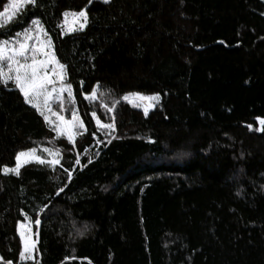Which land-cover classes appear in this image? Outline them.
<instances>
[{
    "label": "trees",
    "instance_id": "obj_1",
    "mask_svg": "<svg viewBox=\"0 0 264 264\" xmlns=\"http://www.w3.org/2000/svg\"><path fill=\"white\" fill-rule=\"evenodd\" d=\"M82 10L86 27L65 34ZM33 19L85 129L58 135L0 83V264H264V0H37L0 41ZM133 93L159 106L145 115ZM33 149L59 163L4 172Z\"/></svg>",
    "mask_w": 264,
    "mask_h": 264
},
{
    "label": "snow or ice",
    "instance_id": "obj_2",
    "mask_svg": "<svg viewBox=\"0 0 264 264\" xmlns=\"http://www.w3.org/2000/svg\"><path fill=\"white\" fill-rule=\"evenodd\" d=\"M104 3H109L110 0H103ZM31 4L33 6L37 5V0H12V8L17 9L18 7ZM5 12H7V8H5ZM4 13L0 12V16H3ZM68 16V13L64 14ZM74 16L83 17L84 22L87 23L88 16L85 11H80L79 13H73ZM32 28H25L22 32H16L15 35L17 39L13 42L8 39L0 41V83H3L5 86L8 85V82L11 81L16 88L23 94L24 100L26 103L32 104L34 108H37L40 111L42 116H45L46 109L48 112H52L49 101L55 96L60 99L61 104H63L62 94L67 91L69 97H72L71 92V84H64L62 81L64 79L63 73L65 72V65L60 64L54 55L51 57L48 56V53L43 51L42 46L30 47L28 41L31 40L32 33L44 34V29L41 25V22L37 19L31 20ZM83 27V25H81ZM23 36V39L20 37ZM38 38V37H37ZM49 46L51 44L50 40L48 42ZM43 54L45 59L38 60L37 56ZM49 64L57 65V68L51 70L48 69ZM53 77H57L61 81L59 86H57L56 80ZM51 86V87H50ZM138 95V94H131ZM96 92H91L90 97L86 98H95ZM127 99V97H125ZM150 99H159L158 96L150 98ZM74 102V100H73ZM41 103L43 104V109L41 108ZM111 110V109H110ZM148 110L145 108L144 114L147 115ZM95 116V113H93ZM47 120L48 117L45 116ZM59 124L56 128V131L62 133L67 131L68 139L72 140L73 132L72 128L74 126L83 127V123L79 121V117L73 112L72 121L68 122L64 120L63 116H58ZM99 124V120H97ZM264 124V121H261ZM103 127L110 128L114 130L113 124H107ZM251 127V126H249ZM111 141H109L110 143ZM50 151L51 150H47ZM35 152V149L32 150ZM25 153L21 152L17 155V167L15 169H4L5 172L13 171L18 176L20 174L19 167L21 157H23ZM38 163L44 164L45 160L40 157H34ZM51 164L59 163L58 160L53 159L49 161ZM77 164L80 163L79 160L76 161ZM67 171V169H66ZM69 178H71V172H68ZM63 191V188L60 189ZM37 225L40 224V220H35ZM23 235V234H22ZM35 248V244L28 245L27 241H25V251L28 253V258H31V250ZM20 259H25V253H20ZM8 264H11L9 261Z\"/></svg>",
    "mask_w": 264,
    "mask_h": 264
},
{
    "label": "rangeland",
    "instance_id": "obj_3",
    "mask_svg": "<svg viewBox=\"0 0 264 264\" xmlns=\"http://www.w3.org/2000/svg\"><path fill=\"white\" fill-rule=\"evenodd\" d=\"M21 7H23V6H21ZM21 7H18L17 9H13L12 8V0H11L10 3L8 4L7 12L4 11L3 12L4 15L0 16V24L8 22ZM81 25H83V27H81ZM86 25H87V23L84 22L83 17L74 16L73 14H69L65 18V21H64L63 26H62V30L65 34H70V33H74V32H78V31L83 30L86 27ZM44 32L46 33L45 30H44ZM31 35L33 38L28 41L30 47L42 46L43 51L45 53H48L49 57L54 55L52 43L50 44V46L48 44V42L50 40L48 35L37 34V33H32ZM16 39H17V37H15L14 39H11L10 41L14 42ZM20 39H23V36H21ZM50 42H51V40H50ZM37 59L38 60L45 59V56L43 54L38 55ZM55 68H57V65H55V64H49L48 65V69L50 72H51V70H53ZM63 76H64V79L62 82L64 84H67L65 72L63 73ZM53 79L56 80L57 86H59L61 81L59 79H57V77H53ZM9 82H11V81H9ZM71 92H72V90H71ZM153 97H156V96H142L139 94L138 95H131L126 99V102H128L133 107L142 110L143 112H144L145 108H147L148 113H149L152 110H154L157 106H159V103H160V98H161L160 96H158L159 97L158 100L157 99H150ZM62 99H63V104H61L60 99H58L54 94L53 98L49 101L52 112H48L46 109H43V104L41 103V108L45 111V116H47L48 119L46 120L45 116H43V117H44L46 123L51 128H53L55 131H56V128L59 124L58 116H63L65 121L71 122L73 112H75V110H71V103L72 102H70V101H73V93H72V97L70 98L68 92L65 91L62 94ZM89 99H92V98H89ZM28 104L30 106H32V104H30V103H28ZM35 109H37V108H35ZM68 115H71L70 118L68 117ZM76 115L78 116L77 113H76ZM79 121L82 122L80 117H79ZM95 121L99 127H103V125L101 123H99V124L97 123L96 118H95ZM77 129H83L84 130L85 129L84 124H83V127H79L77 125V126H74L72 128V132H73V138L71 140L72 142H74V140H75ZM57 134H58V132H57ZM58 135H64L68 138L67 131L59 133ZM23 153H25V155L23 157H21L19 170L23 166H25L29 163L38 162L34 157H40L41 159L45 160V162L52 161L53 159L58 160V157H59L58 154H56L54 152L47 151V149L46 150H35L34 153L32 152V150L28 151V152H23ZM55 164H57V163H55ZM55 164H53V165H55ZM16 167H17V165H16ZM7 169H9V168H7ZM5 173H15V172L8 171ZM18 233H19V235L22 239V242H23V252L25 253V259H23V260L25 262H33L35 260L36 254L38 252V234L34 230L33 224L29 220H26L25 222L20 223L18 225ZM25 241H27L29 246L32 244H35V248L31 250V258H28V253L25 251Z\"/></svg>",
    "mask_w": 264,
    "mask_h": 264
}]
</instances>
